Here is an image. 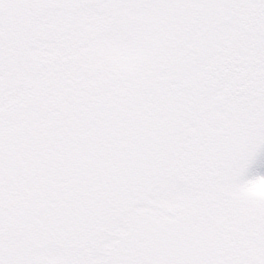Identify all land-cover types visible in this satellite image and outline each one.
<instances>
[{
  "label": "snow or ice",
  "instance_id": "1",
  "mask_svg": "<svg viewBox=\"0 0 264 264\" xmlns=\"http://www.w3.org/2000/svg\"><path fill=\"white\" fill-rule=\"evenodd\" d=\"M0 264H264V0H0Z\"/></svg>",
  "mask_w": 264,
  "mask_h": 264
}]
</instances>
